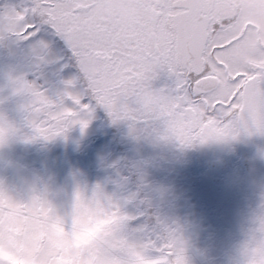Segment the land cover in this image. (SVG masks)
I'll return each mask as SVG.
<instances>
[{
  "label": "snow or ice",
  "instance_id": "snow-or-ice-1",
  "mask_svg": "<svg viewBox=\"0 0 264 264\" xmlns=\"http://www.w3.org/2000/svg\"><path fill=\"white\" fill-rule=\"evenodd\" d=\"M7 38L32 42L38 69L49 62L53 43L66 48L83 94L114 123L163 121L164 137L186 147L264 135V0H23L0 6V40ZM161 76L169 83L154 88ZM12 86L28 98L31 135L21 137L0 116V146L16 137L66 138L73 127H88L94 109L80 94L53 101L38 81L23 77ZM91 194L114 203L99 185ZM163 227L157 218L153 233ZM258 232L245 247L246 264H264V214ZM149 240L153 264H160L156 257L168 253L159 238ZM178 255V264H188L180 233Z\"/></svg>",
  "mask_w": 264,
  "mask_h": 264
},
{
  "label": "rangeland",
  "instance_id": "rangeland-1",
  "mask_svg": "<svg viewBox=\"0 0 264 264\" xmlns=\"http://www.w3.org/2000/svg\"><path fill=\"white\" fill-rule=\"evenodd\" d=\"M16 41L11 39L6 50L14 56L20 54V46ZM56 57L57 54L52 49L48 62L52 66L49 70L31 73L27 76L28 81H38L39 87L53 101L60 94L69 93L80 94L81 102L87 103L82 100L79 88L68 84L73 81L71 74H57L60 65L54 64ZM25 62L28 63L27 66H24ZM35 65L32 42L24 47L18 61L14 58H8L5 63L0 61V116L14 125L17 116L23 117L21 110L28 100L22 101L20 98L18 101L22 103L11 102L17 95L12 81L25 77ZM154 83H159V79L153 82V87L156 88L157 84ZM3 103L10 104L13 109L9 116L7 111L10 112V108L2 106ZM65 106L73 110L76 108L71 100H65ZM24 119L27 121L28 116ZM128 122L130 121L122 120L120 125L121 140L128 146L133 145L127 149V155L137 161L135 168L140 171V179L148 191L147 196L157 208L159 219L164 222L170 238L169 248L177 262L180 233L188 264H246L243 247L236 244L237 251L231 249V238L228 236L231 232L246 235L247 226L252 223L248 215L242 213L240 202L235 198L237 184L231 187L233 192L228 193L223 185L214 183L213 171L204 167V162L215 156L216 150L220 153L233 139L209 140L198 146L196 143L194 147L197 149L189 148L194 155L188 159L181 154L185 146L172 138L164 137L163 121H137L141 123V127H145L147 135L143 136H139L140 126L131 128ZM115 124L119 125V122ZM94 131L76 128L72 134L70 130L63 139L65 142L61 140L49 145L43 158L38 157L37 152H26L30 144L22 136L12 138L0 146V264H6L1 257H7L13 262L18 259L21 261L20 257H23L22 261L26 264H153L155 254L147 250L146 244L139 239L122 240V231L110 222L120 214L114 206L116 201L112 195L116 192V187L112 186L113 190L104 191L113 198V204L92 198L95 185H118L113 176H107L112 174L110 167H103L101 171L104 176H95L86 173L84 166L75 158H67H72L67 153L73 140L80 141ZM248 137H241L239 140L247 141ZM38 145L39 142L36 147ZM73 151L81 156L85 149L79 146V149ZM137 154L142 158L138 159ZM107 156L110 158L101 144L89 153L88 158L93 164H97ZM36 163H41L44 167L41 169L45 173L43 185H36L34 174L20 167V164L27 166ZM260 171L259 167L252 175L254 182L248 185H264V173ZM128 181L132 184L131 179ZM12 186L19 187L26 194L24 206L20 204V197L16 194L15 198L10 192ZM194 187L197 188V193L194 192ZM77 189L82 191L79 196L76 195ZM206 199L211 208L207 212L204 209ZM234 199L238 203H233ZM199 201L203 203L202 206ZM225 203L228 205L224 206ZM93 220L100 223L94 224ZM103 224L109 226L105 225L104 228ZM24 225L26 232L22 228ZM41 236L47 237L40 239ZM21 239H24V245ZM124 244L129 251L125 250L124 254L115 258L114 249ZM20 248L24 249L21 255L18 253ZM235 252L239 254L236 255ZM131 257L132 263L129 261Z\"/></svg>",
  "mask_w": 264,
  "mask_h": 264
},
{
  "label": "flooded vegetation",
  "instance_id": "flooded-vegetation-1",
  "mask_svg": "<svg viewBox=\"0 0 264 264\" xmlns=\"http://www.w3.org/2000/svg\"><path fill=\"white\" fill-rule=\"evenodd\" d=\"M241 137H248L249 140L241 142L239 140ZM220 151L219 153L216 150L215 156L204 162V167L213 171L212 180L214 183L223 185L228 193H232L231 187L237 184V191H234L235 198L240 202L242 213L248 215L252 221L247 226L248 235L245 236V246L243 247L245 251L246 245L250 242V233L254 237L259 235V217L264 214V185H248L250 182H254L252 175L259 167L261 168L260 172L264 173V135L241 133ZM236 200L234 199L232 202L238 203ZM227 205V203L224 204V206Z\"/></svg>",
  "mask_w": 264,
  "mask_h": 264
},
{
  "label": "trees",
  "instance_id": "trees-1",
  "mask_svg": "<svg viewBox=\"0 0 264 264\" xmlns=\"http://www.w3.org/2000/svg\"><path fill=\"white\" fill-rule=\"evenodd\" d=\"M52 49L59 55L58 58L56 57L57 59L55 61V64H57V63L60 64V67H59V70H58L57 74L60 75V73H63V74H66V73L70 74L71 73L74 76V80L73 81L75 82L73 84V86L78 87L81 90V92L83 93V85L78 79L79 76H80V73H79L78 67L76 65V62L71 57V53L66 48H63L62 46L57 45L55 43L52 44L51 50ZM68 72H70V73H68ZM83 97L88 98L84 94H83ZM98 107L99 106H95V110H98ZM108 117L111 119V121H113L112 118L109 116V114H108ZM121 122H122V120L119 121V125H120ZM139 123L136 122L135 124H133V122L130 121L128 123V126H130V127L132 126L131 128H135L136 126H140L141 127V125ZM111 124H112V122H111ZM119 125L118 124L114 125L116 130H118L120 128ZM141 129H142V131L140 130L139 132L146 133L145 127L142 126ZM143 135H145V134H142V136ZM140 154H137V155H139L138 156L139 159L142 157V156H140Z\"/></svg>",
  "mask_w": 264,
  "mask_h": 264
},
{
  "label": "bare ground",
  "instance_id": "bare-ground-1",
  "mask_svg": "<svg viewBox=\"0 0 264 264\" xmlns=\"http://www.w3.org/2000/svg\"><path fill=\"white\" fill-rule=\"evenodd\" d=\"M21 180H23V178H20ZM28 184V183H27Z\"/></svg>",
  "mask_w": 264,
  "mask_h": 264
}]
</instances>
